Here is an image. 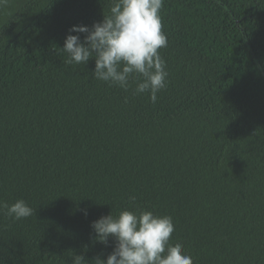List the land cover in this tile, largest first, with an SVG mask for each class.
<instances>
[{
    "label": "trees",
    "instance_id": "trees-1",
    "mask_svg": "<svg viewBox=\"0 0 264 264\" xmlns=\"http://www.w3.org/2000/svg\"><path fill=\"white\" fill-rule=\"evenodd\" d=\"M111 4L0 6V203L34 210L0 208V264L106 259L92 222L136 209L170 216L194 264H264V0H164L156 103L65 63Z\"/></svg>",
    "mask_w": 264,
    "mask_h": 264
},
{
    "label": "clouds",
    "instance_id": "clouds-1",
    "mask_svg": "<svg viewBox=\"0 0 264 264\" xmlns=\"http://www.w3.org/2000/svg\"><path fill=\"white\" fill-rule=\"evenodd\" d=\"M7 0H0L5 6ZM164 0H112L109 14L91 28L74 25L61 50L68 65H87L95 59L94 80L127 90L136 82L135 94L150 93L153 103L166 87L168 72L160 49L168 46L161 10ZM83 33L80 35L71 33ZM135 201V197L129 198ZM14 220L29 218L33 208L23 199L9 205L0 203ZM87 215V211H85ZM95 240L115 247L106 259L91 261L73 252L72 264H194L181 243H170L175 231L173 220L150 210H123L118 216H102L91 224Z\"/></svg>",
    "mask_w": 264,
    "mask_h": 264
}]
</instances>
